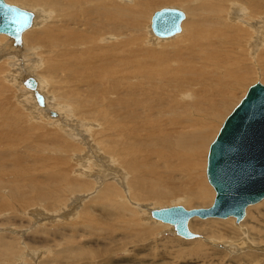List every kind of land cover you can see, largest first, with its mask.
Segmentation results:
<instances>
[{
    "label": "bare ground",
    "instance_id": "6f19581e",
    "mask_svg": "<svg viewBox=\"0 0 264 264\" xmlns=\"http://www.w3.org/2000/svg\"><path fill=\"white\" fill-rule=\"evenodd\" d=\"M4 1L32 18L18 46L0 33V92L10 96L6 106L0 93V264H83L90 251L113 264L124 260L114 256L119 239L138 252L127 261L145 262L139 254L159 244L152 226L170 227L146 203H211L205 159L202 180L179 164L190 146L203 149L247 82L264 79V0ZM160 4L182 12L173 42L146 23ZM22 68L44 106L13 75ZM97 206L111 219H96ZM31 208L44 218L28 217ZM194 218L187 226L198 237L175 236L173 246L191 245L192 258L207 245L224 264H264V228L253 215L251 223L206 217L221 225L209 229L192 227ZM37 245L47 260L31 261Z\"/></svg>",
    "mask_w": 264,
    "mask_h": 264
},
{
    "label": "water",
    "instance_id": "95a60500",
    "mask_svg": "<svg viewBox=\"0 0 264 264\" xmlns=\"http://www.w3.org/2000/svg\"><path fill=\"white\" fill-rule=\"evenodd\" d=\"M29 10L0 0V33L9 36L14 46L20 44V33L30 25ZM182 12L161 7L150 16V31L159 37L179 30ZM23 85L32 91L35 103L43 106L35 80L27 75ZM50 115H54L49 110ZM205 178L213 190L207 207L185 208L180 204L149 209V215L171 226L175 235L185 239L198 235L190 232L187 221L192 216L228 217L239 221L247 205L264 198V84L249 85L244 95L221 122L207 147Z\"/></svg>",
    "mask_w": 264,
    "mask_h": 264
},
{
    "label": "rangeland",
    "instance_id": "374dc122",
    "mask_svg": "<svg viewBox=\"0 0 264 264\" xmlns=\"http://www.w3.org/2000/svg\"><path fill=\"white\" fill-rule=\"evenodd\" d=\"M161 7H175V8H179L178 5H171V4H160L158 6H154L153 8H151L149 10V14H148L149 16L147 18V22L146 23H149L150 22V16H151L152 12L155 11V10H157V9H159V8H161ZM180 32H181V30L178 31L177 33H175L174 35H177ZM174 35L173 36H169V37H158L156 35L155 36L157 38L161 39L162 41H166V42L167 41L168 42L169 41H172L173 42V41H175L174 40L175 39V36ZM7 37L9 39H11L9 36H7ZM13 54H16V53H13ZM17 64H18V66H19V64H21L20 58H19V60H17ZM22 67H25V66H22ZM13 75L18 76L17 80H19L20 82H22L23 78L26 75H29V73L27 72V70H25V68H22L21 71H18V74H17V71H16V72L13 73ZM263 80L264 79H262L261 76H255V77L252 78V80L250 79L247 82L246 86L243 89H241L242 91H240L238 93L237 98H236L237 101H234V103L231 106L233 107L236 104V102L239 101V99L244 95V93H245V91H246V89H247V87L249 85L255 83L256 81L262 83L261 81H263ZM37 86H38V84H37ZM25 89H28V88H25ZM6 92L8 93V91H6ZM0 93H1V95L3 94V96L5 98L4 99V102L6 103V101L9 100L10 96L8 94H5L3 90ZM11 100L14 101V97L11 98L10 101ZM7 104H8V101L6 103V106H8ZM232 107H229L228 109H226L224 111V115L217 120V124L218 125L216 124L217 126L213 129L212 134H211L212 137L210 136L209 137L210 139L208 138V141H206V143H205L206 145L205 144L203 145V149L204 150L202 149L201 151H199L201 147L198 149V148L193 147V146H190L187 149L185 155H183V157H182L183 158V162L179 164L180 172L184 173L185 176H188V174H189L192 177L195 176L196 178H199L201 180L203 179V175H202L203 172H202V166H201V164H203L202 161L205 159L208 144L210 143V141L213 139L215 133L217 132V130H218L217 127H219L220 122L223 121L224 117L228 114V112L232 109ZM196 127H197V125H196ZM196 127H195V129H197ZM214 131H216V132H214ZM203 152H205V153H203ZM198 153H199V155H197ZM196 159H197V161H199V160L200 161L199 162H196ZM204 175H205V173H204ZM177 176H179V175H176V177ZM205 181H206V178H205ZM206 184H208L207 181H206ZM166 199H168V198H165V199L159 201V203H155L156 205L151 204V203H146L147 202L146 201L145 202L146 203L145 205H147L149 208H152V207L157 208V207H161V206L173 205V204L181 203L180 201L173 202L172 203L171 201L169 202ZM171 200L177 201L176 198H173ZM207 202H209V200H205V201L201 202V199H199V198L196 197V198H193L192 201H190L189 205L191 207H189V208H193V207H207L209 205ZM180 205H182L183 207L186 206V204H185V206L183 204H180ZM185 208H187V207H185ZM114 210H115V208L112 209V212H114ZM117 210H119L118 207H117ZM33 211H37V213H33ZM93 212L96 215V217H95L96 219H100V220H106V219L107 220H110L111 219V216L109 214V211H108L107 206H97L93 210ZM28 213L31 214V216H28L31 219L40 220L43 217V216H39L40 215V211H39L38 208H35V209L31 208L28 211ZM2 214H3L2 216L5 215L4 213H2ZM251 215H253L254 217L257 218L254 222L262 225L261 227L264 228V198L261 199L260 201H258L257 203H254V204L249 205V206L246 207L244 217L247 218V222L248 223L253 222L251 220ZM194 217L195 218L190 221V224L194 220H199V223H198V221H195V223L192 224V227H194V228L197 227V228L205 229V225L206 226L207 225H210L209 227H206L207 229H209L210 227H217L218 226V225L211 226L213 224H216L217 223L216 221H214V222L211 221V222H209V224H204V220H206L207 218L202 219V218H198L197 216H194ZM244 217L241 218L238 222H240L242 219H244ZM209 218H212V219H222V218H216V217H209ZM234 222H235V220H234ZM31 224L34 227V225H33L32 222H31ZM31 224H30V226H31ZM152 225H154V224H152ZM7 226L11 227V226H14V225L8 223ZM220 226H218V227H220ZM127 228L128 227H126L125 225H121L118 228L119 234H122ZM187 228H188V226H187ZM152 229H153L154 232L158 231V233H159L158 234V238L155 239L156 240L155 244L156 243H159V244L158 245H155L154 247L152 246V247H150V249H147V250H145V251H143V252H141L139 254L141 259L143 258V259L146 260L145 262L139 261V263H135L134 262V264H224V262L220 260V258L223 257L224 254L223 253L219 254L218 252L213 251L212 249H210L211 247H208L207 245L203 246L202 253H204V254H202V256H200V253H199L198 258H192V256L190 255V251L187 252V249H190L191 248L190 247L191 245H188L189 247L187 246V248H186V246H182V245H180V246H173L172 243L174 244L175 242H172V241L176 238L175 236H177V235H175L173 233V231L170 230V229H172L171 226L170 227H166V229H163L160 224H155L154 226H152ZM162 230H165V231L162 232ZM189 230L192 233H194V231L197 233V231L194 230L193 228H191ZM211 236H212V234H211ZM180 238H182V237H180ZM190 239H192V238H190ZM119 240L121 241L122 239H119ZM119 240H117L116 243H120V244L122 243V245H124V241L122 240V242H120ZM182 241H189V240L182 238ZM44 243H45V241L40 242L41 246H43ZM160 243L161 244L165 243V245L162 247ZM152 244H154V243H152ZM122 245L120 247L121 249L114 253V256H115V258H124V260L123 261H121V260L118 261L117 260V263L116 262H113V264H133V263L127 261L126 259L130 258V260H132V259L134 260V258H135L134 255H136V254L138 255V252L136 250H133V252L134 251L136 252V253L134 252L135 253L134 254L132 251L131 252L130 251H125V247L128 246V245H125V246H122ZM41 246L40 245H37L36 246L35 250L37 251V253L35 254V256L33 258H31V259H33L31 261L35 262V261H39V260H42V259L44 261L47 260V256L46 255H43V253L41 251ZM90 250H94V249H90ZM110 252L108 251L109 255H110ZM90 253H93V251H90ZM90 253H89V255H92V256L94 255V258H93L94 260L91 259L92 257H90V258L89 257H85V262L83 264H112L111 263L112 260H111L110 257H109L108 260H107V258H106L105 255H104V259H102L100 257L101 254H103L100 251H96L93 254H90ZM132 253L134 254L133 257H131L132 256ZM98 254L100 256H98ZM226 257L224 258V260L226 259ZM95 260H97V261L95 262ZM236 261L237 262H234V263L230 262L229 264H244V263H241L238 260H236ZM61 264H64V262H61Z\"/></svg>",
    "mask_w": 264,
    "mask_h": 264
}]
</instances>
